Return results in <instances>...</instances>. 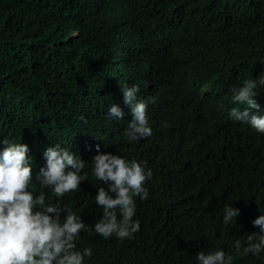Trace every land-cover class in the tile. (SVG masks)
Listing matches in <instances>:
<instances>
[{"label": "trees", "instance_id": "16d2710c", "mask_svg": "<svg viewBox=\"0 0 264 264\" xmlns=\"http://www.w3.org/2000/svg\"><path fill=\"white\" fill-rule=\"evenodd\" d=\"M255 3L0 0V138L26 139L34 134L39 143L48 142L58 113L66 144L87 159L86 163L92 162L99 145L100 152L146 160L153 170L152 180L146 182L149 199L136 197L135 219L141 222L140 231L123 241L81 231L77 247L93 249L86 264H197L200 251L223 249L234 254L236 239L259 231L252 222L264 212V141L215 120L219 119L218 109L210 107L211 97L195 95L202 83L195 87L185 81L202 61L194 53L183 54L184 59L178 62L179 76L175 73L166 79L162 94L151 106L152 136L128 142L135 143L132 145L114 143L118 139L105 131L98 119L80 113L69 100L77 88L71 89L68 99L54 98L56 87L45 85L47 76H43L60 71L61 76L54 80L66 78L77 84L119 77L126 59L117 21L130 19L133 12L141 16L154 7L158 8L151 20L173 40L172 45H164L170 61H174V50L185 52L182 38L174 40L173 33L184 35L186 28L209 39L226 30L253 39L259 36L256 32L264 31V9ZM122 44L132 48L137 41L127 39ZM234 56L245 58L251 72L264 65V58L258 55ZM201 71L195 74L201 77ZM85 171L89 179L61 201L66 200L90 228L86 217L90 207L92 212L96 208L93 196L98 186L90 166ZM47 198L56 200L50 193ZM225 204L240 209L234 226L223 224ZM234 264H264V253L260 257L251 253L238 256Z\"/></svg>", "mask_w": 264, "mask_h": 264}, {"label": "clouds", "instance_id": "9594fccd", "mask_svg": "<svg viewBox=\"0 0 264 264\" xmlns=\"http://www.w3.org/2000/svg\"><path fill=\"white\" fill-rule=\"evenodd\" d=\"M255 1V6L262 5L264 9V0ZM157 8L147 9L141 16L133 12L130 19H118L119 43L126 59L119 77L104 76L96 82L77 84L66 78L54 80L61 76L60 71L46 74L44 84L56 87L54 98L68 99L71 89L77 88L69 100L80 113L98 119L105 131L116 136L114 143L132 145L135 143L128 142L152 136L150 108L163 92L166 82L162 81L175 73L179 76L178 57L187 53L205 55L208 59L202 60L196 66L198 71L194 68L185 81L195 87L202 83L195 95L211 97L210 106L222 112V118L218 114L215 120L264 141V115L259 114L264 112V65L251 72L245 58L234 56L264 58V31L247 39L226 30L209 39L186 28L184 35L173 33L174 40L182 38L185 52L174 50V61H170L164 54V45H172L173 40L150 18ZM261 13L264 15V10ZM160 36L164 41L159 40ZM127 39H135L137 44L126 48L122 41ZM241 69L246 70V75ZM200 71L203 81L196 82L199 77L195 72ZM58 117L57 113L53 118L55 132L48 142L39 143L34 134L26 139L0 138V264H86L93 249L77 247L81 231L119 241L131 239L140 231L141 222L135 219L136 197L149 199L146 182L152 180L153 170L148 162L129 159L126 154L100 152L97 145V154L91 163H86L87 159L66 144L63 122ZM89 166L97 181L94 185L98 186L93 196L96 208L92 212L90 207L86 217L90 228L66 200L61 201L65 194L79 191L81 182L89 179L85 171ZM49 193L55 202L47 198ZM99 213L102 215L93 225L91 220ZM239 214V208L225 204L223 224L236 225ZM252 223L259 231L236 239L234 254L223 249L200 251L196 254L197 264H234L236 257L249 253L260 257L264 253V212Z\"/></svg>", "mask_w": 264, "mask_h": 264}, {"label": "bare ground", "instance_id": "6f19581e", "mask_svg": "<svg viewBox=\"0 0 264 264\" xmlns=\"http://www.w3.org/2000/svg\"><path fill=\"white\" fill-rule=\"evenodd\" d=\"M164 37L163 36H160V38H159V40H161V41H164ZM184 59V57L181 55L180 57H178V61H176V63H178L179 61H181V60H183ZM201 59L202 60H207L208 59V57H205V55H203V56H201ZM241 71H242V73L243 74H245L246 75V70L245 69H241ZM201 79H203V77H199L197 80H196V82H199ZM150 81V80H149ZM163 83H165L166 81H162ZM211 107V106H210ZM215 108H217V107H215ZM218 114L220 115V117L222 116V112L220 111V110H218ZM260 115H264V112H260L259 113ZM222 118V117H221Z\"/></svg>", "mask_w": 264, "mask_h": 264}]
</instances>
